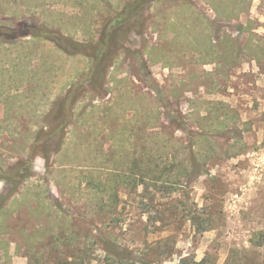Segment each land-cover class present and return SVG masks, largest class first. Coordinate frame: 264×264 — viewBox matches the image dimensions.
Wrapping results in <instances>:
<instances>
[{
	"label": "rangeland",
	"instance_id": "1",
	"mask_svg": "<svg viewBox=\"0 0 264 264\" xmlns=\"http://www.w3.org/2000/svg\"><path fill=\"white\" fill-rule=\"evenodd\" d=\"M135 1L0 0V170L34 174L0 214V264L11 241L29 264H264V0H156L99 72Z\"/></svg>",
	"mask_w": 264,
	"mask_h": 264
},
{
	"label": "trees",
	"instance_id": "2",
	"mask_svg": "<svg viewBox=\"0 0 264 264\" xmlns=\"http://www.w3.org/2000/svg\"><path fill=\"white\" fill-rule=\"evenodd\" d=\"M155 1L156 0H136L129 7L126 6L125 11L119 15V18H117L116 20H114L112 22V24L110 25L112 27V32L109 31L107 34L105 33L104 36L102 37V39L100 40V42H101L100 48L105 49L107 52H104L102 54H98L95 58V63H97L99 66V72L103 67L102 63L104 62L106 57L111 54L109 51H111L110 50L111 49L110 43L112 41V38H113V40H119L120 36L124 32V31H122V29H124L126 27V25H128L131 21H133V22L136 21L135 17L137 15H140V14L142 15L144 11H146V10L148 11L150 3H153ZM10 35H13L11 30H9L8 28H0V39H3V37L9 38ZM33 37L41 38V39H44L46 41L54 42L56 44L59 41H66L59 34L45 33L44 30H42V32H39V33L37 32V34L35 33V35ZM64 51L66 52V49ZM71 51L73 52L74 55L80 54L79 50L76 47L75 48L73 47V49ZM67 52H68V50H67ZM108 52L110 54H108ZM95 71L96 70H93L94 75H95ZM84 79L85 78L82 79V82L85 81ZM57 133L61 134V136H60L61 139L58 143V144H61V141H64V137H65L64 127H61V126L58 128V130L56 132H53V133H50L47 135L42 133V135H40L38 138L39 140L37 139L39 141L38 144L42 145L41 148H43V150H44L45 159H48L46 157H48L49 153L52 151L50 148H48V143L50 141H52L54 138H56ZM189 135H190V133H189ZM190 136H192V135H190ZM194 136L199 138V137H202L203 135L202 134H196ZM195 148H196V144L191 141L188 144V149L190 150V154L192 155V159L195 157V154L193 152V150ZM150 162H152V161H150ZM162 166H163V168H162ZM9 170L10 171H8L6 173H3L0 170V180L2 179V181H7L11 185H13L12 193H15L16 191H18V189L20 188L21 185L28 182L33 177L32 165L29 162L19 161L16 165L11 166L9 168ZM11 170H13V171H11ZM155 171H159V172H161V174L163 176H165L167 174L172 173V166L170 169L169 166H167L166 164H162L161 166H158L156 169L149 168V170L147 172L154 174ZM122 179H125V178H122ZM140 181H143V180H140ZM163 184L169 185L170 181L169 182L164 181ZM10 197H11V195H6V196L1 195L0 196V214L4 211V207L7 204V202L9 201ZM99 243L103 246V249L106 252V254L109 256V259H111L113 261H119V262L126 261L129 259L127 256L129 254L128 250L119 249L115 244H113L112 242H109L108 240H105V239L99 240ZM120 250H122V251H120ZM182 261H183L182 264H184L188 260L183 259ZM194 264H205V261H202L200 263H194Z\"/></svg>",
	"mask_w": 264,
	"mask_h": 264
},
{
	"label": "crops",
	"instance_id": "3",
	"mask_svg": "<svg viewBox=\"0 0 264 264\" xmlns=\"http://www.w3.org/2000/svg\"><path fill=\"white\" fill-rule=\"evenodd\" d=\"M33 178H34V174H33L32 179ZM1 181H2V179L0 180V182ZM24 184L21 185L20 188L23 187ZM19 189L15 193H12V191H13L12 190L10 193L7 194V195H11V197H10L9 201L7 202V204L5 205L4 211L1 213V215L6 211V209L8 208L9 203L13 200L14 196H16L18 194ZM3 196H6V195H3ZM8 255L10 257V264H29L27 257H24L22 255H20V256L17 255V242L15 243V242L11 241ZM5 257H6V253H5ZM5 257H4V252L2 250H0V260H1V262H4Z\"/></svg>",
	"mask_w": 264,
	"mask_h": 264
}]
</instances>
